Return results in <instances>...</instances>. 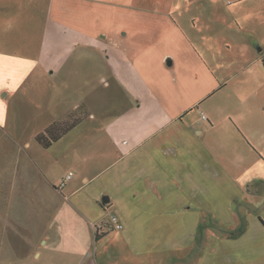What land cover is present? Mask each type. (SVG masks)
<instances>
[{"label":"crops","instance_id":"crops-1","mask_svg":"<svg viewBox=\"0 0 264 264\" xmlns=\"http://www.w3.org/2000/svg\"><path fill=\"white\" fill-rule=\"evenodd\" d=\"M263 58L264 0H0V264L184 247L193 264H264ZM75 62L82 92L50 119V81ZM113 88L125 103L101 112ZM201 209L224 229L197 251Z\"/></svg>","mask_w":264,"mask_h":264},{"label":"rangeland","instance_id":"rangeland-1","mask_svg":"<svg viewBox=\"0 0 264 264\" xmlns=\"http://www.w3.org/2000/svg\"><path fill=\"white\" fill-rule=\"evenodd\" d=\"M80 67L78 63H74L73 66V74L70 76V80L67 83L65 79V74L63 73L62 69L60 70L58 76L53 81H50V119H56L59 116L63 115L64 112L70 107V105L76 101L77 97H79L80 92H82L83 85L80 79ZM99 98V97H98ZM94 103V100H93ZM125 103L124 98L118 93L116 88L110 90H103L101 99H97V107L102 108L99 109L101 112L104 111H112L116 106L123 105ZM111 123V116L107 118L106 121L103 123ZM26 132V131H25ZM253 176H257L260 178H264V166L257 167L255 173H252ZM217 195L219 204L223 205V199L226 197L224 194L223 189L217 188ZM264 193V190H263ZM238 202V201H234ZM216 203V204H217ZM263 204V203H262ZM261 204H257V209H260ZM196 208V207H194ZM263 210V209H262ZM261 209L259 211H262ZM196 212V210H195ZM200 220L199 224L196 227V230L193 234L197 233V243L195 244L196 250L199 251L201 249L204 240L206 241L209 237L214 236L216 239L219 238V235H222L224 227L220 224V221L216 218L215 213L206 211V210H198L197 211ZM264 213V211H263ZM111 217V216H110ZM185 245V244H184ZM193 249L191 247H184L181 251H177L175 253L167 250H154L152 249L149 253L148 264H166L171 262L173 264H193L194 261L192 260V253ZM181 253V256L178 255ZM129 254V252H128ZM177 263H174L176 259L173 257L176 256ZM188 257V258H187ZM187 258V259H184ZM136 260V259H134ZM165 260L167 262L165 263ZM216 261L222 262L220 258H216ZM103 264V262H100ZM115 264H134L133 261L130 260H121L117 261ZM169 264V263H168Z\"/></svg>","mask_w":264,"mask_h":264},{"label":"trees","instance_id":"trees-1","mask_svg":"<svg viewBox=\"0 0 264 264\" xmlns=\"http://www.w3.org/2000/svg\"><path fill=\"white\" fill-rule=\"evenodd\" d=\"M264 65V58L262 60ZM75 122H72L68 126H60V125H52L48 130L44 133L37 136V141L44 147L51 146L55 141L61 138L64 134L68 133L69 129H71ZM261 222L264 224V219L260 217ZM102 235L97 234L96 240H100Z\"/></svg>","mask_w":264,"mask_h":264},{"label":"built area","instance_id":"built-area-1","mask_svg":"<svg viewBox=\"0 0 264 264\" xmlns=\"http://www.w3.org/2000/svg\"><path fill=\"white\" fill-rule=\"evenodd\" d=\"M203 118L205 119V117H203ZM73 177H74V172H68V173L64 176V178H63V180H62V182H61V184H60V187H64V186L66 185L67 182H69L70 180L73 179ZM109 223H110L111 227H113V228L116 229V230H123V228H124V226H123V224L120 222L118 216L115 215V214H112V215H111L110 220H109Z\"/></svg>","mask_w":264,"mask_h":264},{"label":"water","instance_id":"water-1","mask_svg":"<svg viewBox=\"0 0 264 264\" xmlns=\"http://www.w3.org/2000/svg\"><path fill=\"white\" fill-rule=\"evenodd\" d=\"M110 202V198L108 196H104L103 200H102V203L104 205L108 204Z\"/></svg>","mask_w":264,"mask_h":264}]
</instances>
